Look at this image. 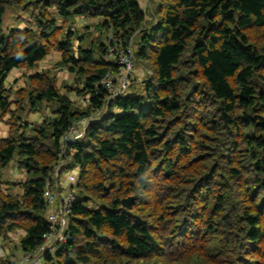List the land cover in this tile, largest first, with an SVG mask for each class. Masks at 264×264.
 Listing matches in <instances>:
<instances>
[{"label": "trees", "instance_id": "obj_1", "mask_svg": "<svg viewBox=\"0 0 264 264\" xmlns=\"http://www.w3.org/2000/svg\"><path fill=\"white\" fill-rule=\"evenodd\" d=\"M18 8H32L35 30H3L6 10ZM53 13L64 24L100 18L105 37L72 51V33L62 37ZM145 14L139 0H0V116L13 120L0 140V237L20 229L23 252L42 243V194L63 152L66 169H77L67 186L69 239L42 264H264V0H148L149 23ZM109 33L132 45L147 77L139 93L105 103L100 80L118 69L106 58ZM53 51L85 107L47 71L9 101L8 74ZM24 102L53 114L21 127ZM104 106L80 140L64 143ZM13 162L25 170L20 196L1 189Z\"/></svg>", "mask_w": 264, "mask_h": 264}, {"label": "rangeland", "instance_id": "obj_2", "mask_svg": "<svg viewBox=\"0 0 264 264\" xmlns=\"http://www.w3.org/2000/svg\"><path fill=\"white\" fill-rule=\"evenodd\" d=\"M139 4L141 8L145 11L146 21L149 23L152 19L150 15L148 14V0H139ZM32 8L27 11H23L22 9H7L6 13L3 18V30H7L8 28H15L19 30L24 29H31L35 30L36 25L34 20L31 17ZM55 16V14L53 13ZM57 20V25L62 31V37H64L67 33H72V51H76L78 48V44L80 43L81 47H89L91 42L99 41L101 38H104L105 33L100 34L97 30V25L99 21H101L100 18H94V19H82L80 17H76L73 19H70L67 24H64L60 19H58L55 16ZM81 39V42H80ZM61 59L62 54L58 51H53L50 53L48 57H46L42 62L38 64V66L33 70H25V69H16L12 70L5 81V86L8 90L11 91L9 101L14 102L17 100L16 93L21 90L25 89L29 84L30 80L29 78L34 75L35 73L47 71L50 73V75L53 77L55 81L56 87L63 93L66 94L67 90H72L70 94H68L69 98H71L73 101L76 102L77 106L79 107H85L86 102L83 95L78 96L75 91L77 90V87H79V83L77 82L75 75L69 71V65L63 66L61 65ZM147 74L142 69V67L135 63L134 64V71L131 75V82L128 88L127 92H140L141 91V85L143 84V81L146 79ZM80 88V87H79ZM24 110L21 113H17L22 118V122H20L21 127L26 123V125L30 127H38L44 120H49L52 116V108L51 105H47L45 103H42L41 105L37 106L36 109H29L27 103L24 102ZM14 109V106H11V110ZM106 108L105 106L102 107L101 110L93 113L88 119H83L81 123L79 124V127L77 129V133L72 135L75 139L74 141L80 140L81 136H84L83 130H84V124L87 128L88 123H85V121L89 119H95V118H102L105 116ZM12 116L10 114H6L3 116H0V140L8 138L10 135V132H12L11 123ZM18 134H22V128L18 129ZM71 138V137H70ZM73 142V140H72ZM70 161L68 156L64 153L61 157H59L58 161L53 166V172L54 169L60 165V179L64 180L69 183L70 182L69 177H75L77 175V169L72 168L71 170L66 169L68 167ZM59 173V174H60ZM59 176V175H58ZM25 179V170L22 168H19L16 164V162H13L7 170L3 172L1 180L8 181V184H1V189L4 193H10L11 195H18L20 196L22 194V191L19 187V183ZM66 222V219H65ZM15 233L17 236V241L19 240V237L22 233L20 229H15L14 231L10 232ZM15 240L14 245H17ZM11 245V243H10ZM12 246V245H11ZM10 246V247H11ZM12 248L14 249V247ZM20 257L17 258L16 264L20 263ZM1 262V261H0Z\"/></svg>", "mask_w": 264, "mask_h": 264}, {"label": "built area", "instance_id": "obj_3", "mask_svg": "<svg viewBox=\"0 0 264 264\" xmlns=\"http://www.w3.org/2000/svg\"><path fill=\"white\" fill-rule=\"evenodd\" d=\"M120 36H113L109 33L107 37L106 58L114 62L118 69L115 72L105 73L100 80L99 87L101 88L105 103L127 94L131 75L134 71L133 47L131 44L124 46ZM91 121L93 119H89L85 123L89 124ZM80 123L78 122L73 125L63 136L64 143H70L72 140L78 139L73 138L72 135L77 133ZM84 128H86L85 124ZM64 149L65 146L63 147ZM59 169L60 165L54 169L53 181L47 180L42 194V200L47 208L48 232L42 234V243L38 247L33 251L23 252L19 264H42V257L45 253L54 252L57 245L69 239L66 233L65 219L70 212L74 197L67 188L64 191L58 188ZM69 180L70 182H74V177L70 176Z\"/></svg>", "mask_w": 264, "mask_h": 264}, {"label": "crops", "instance_id": "obj_4", "mask_svg": "<svg viewBox=\"0 0 264 264\" xmlns=\"http://www.w3.org/2000/svg\"><path fill=\"white\" fill-rule=\"evenodd\" d=\"M16 70V69H15ZM58 188L61 189H65L67 188V186L69 185V182L67 184V182L64 180H59L58 181ZM15 233H9L7 237H0V261L1 262H7L8 264H16V260L17 258L21 257V255L23 254V251L20 247V241L24 236V233L22 232L19 237V240L17 241V236H15ZM16 243L17 245L13 244ZM14 247V249L12 248V246ZM11 246V247H10Z\"/></svg>", "mask_w": 264, "mask_h": 264}, {"label": "water", "instance_id": "obj_5", "mask_svg": "<svg viewBox=\"0 0 264 264\" xmlns=\"http://www.w3.org/2000/svg\"><path fill=\"white\" fill-rule=\"evenodd\" d=\"M85 132H86V128H84V130H83V135L85 134ZM56 184H57V179H56ZM133 200H134V195L133 194L129 195L126 198L121 199V201H120L121 209L125 210L128 207H130L132 205V203H133Z\"/></svg>", "mask_w": 264, "mask_h": 264}]
</instances>
